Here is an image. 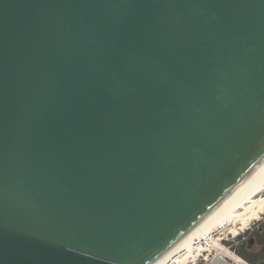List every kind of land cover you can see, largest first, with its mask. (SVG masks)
I'll list each match as a JSON object with an SVG mask.
<instances>
[{
  "label": "water",
  "instance_id": "1",
  "mask_svg": "<svg viewBox=\"0 0 264 264\" xmlns=\"http://www.w3.org/2000/svg\"><path fill=\"white\" fill-rule=\"evenodd\" d=\"M264 156V0H0V264H156Z\"/></svg>",
  "mask_w": 264,
  "mask_h": 264
},
{
  "label": "bare ground",
  "instance_id": "2",
  "mask_svg": "<svg viewBox=\"0 0 264 264\" xmlns=\"http://www.w3.org/2000/svg\"><path fill=\"white\" fill-rule=\"evenodd\" d=\"M263 190L264 156L250 169L242 182L180 237L156 264H170L183 252L194 254L200 242L211 239L216 230L228 228L232 222L241 223L242 227L237 231L246 230L253 221L264 215V199H255ZM247 204L250 206L246 207ZM241 209L243 213H239Z\"/></svg>",
  "mask_w": 264,
  "mask_h": 264
},
{
  "label": "built area",
  "instance_id": "3",
  "mask_svg": "<svg viewBox=\"0 0 264 264\" xmlns=\"http://www.w3.org/2000/svg\"><path fill=\"white\" fill-rule=\"evenodd\" d=\"M233 230L229 227L216 230L211 239L199 243L194 254L183 252L170 264H249L234 248V244L239 245L246 240V237L239 238L244 231H237L235 235Z\"/></svg>",
  "mask_w": 264,
  "mask_h": 264
},
{
  "label": "trees",
  "instance_id": "4",
  "mask_svg": "<svg viewBox=\"0 0 264 264\" xmlns=\"http://www.w3.org/2000/svg\"><path fill=\"white\" fill-rule=\"evenodd\" d=\"M259 231H262V234ZM254 237L261 246V250H255L253 246H250L249 240L239 243V247H236L235 250L249 264H264V251L262 250L264 247V228L255 231Z\"/></svg>",
  "mask_w": 264,
  "mask_h": 264
},
{
  "label": "rangeland",
  "instance_id": "5",
  "mask_svg": "<svg viewBox=\"0 0 264 264\" xmlns=\"http://www.w3.org/2000/svg\"><path fill=\"white\" fill-rule=\"evenodd\" d=\"M255 199H256V200L264 199V190L261 191V192L256 196ZM248 206H250V204H247V205H246V207H248ZM243 212H244L243 209L239 210V213H243ZM233 224H235V225H233ZM235 227H236V228H235ZM241 227H242V225H241V223H239V222H237V224L232 222V223L230 224V226H229L230 229H234V230H233V233H234L235 231L239 230ZM261 228H264V215L261 216V219L256 220V221H253V222L249 225L248 230H247V229L244 230V232H242V233L240 234V237H239V238L242 239V238L246 237V240H245V241H248V240H249V234H250L253 230H258V229H261ZM240 232H241V231H240ZM239 238H238V239H239ZM245 241H243V242H245ZM236 247H239V245L234 244V248H236Z\"/></svg>",
  "mask_w": 264,
  "mask_h": 264
},
{
  "label": "flooded vegetation",
  "instance_id": "6",
  "mask_svg": "<svg viewBox=\"0 0 264 264\" xmlns=\"http://www.w3.org/2000/svg\"><path fill=\"white\" fill-rule=\"evenodd\" d=\"M259 230V229H258ZM258 230H253L250 234H249V245L250 246H253V248L255 250H261V246L259 245L258 241H256V237H254V233L255 231H258ZM259 233L262 234V231H259ZM264 251V247L262 249Z\"/></svg>",
  "mask_w": 264,
  "mask_h": 264
}]
</instances>
